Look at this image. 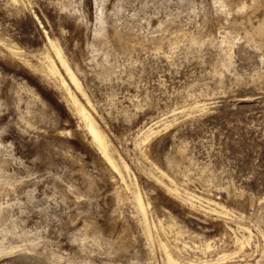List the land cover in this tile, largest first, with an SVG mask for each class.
Returning <instances> with one entry per match:
<instances>
[{"label":"rangeland","instance_id":"374dc122","mask_svg":"<svg viewBox=\"0 0 264 264\" xmlns=\"http://www.w3.org/2000/svg\"><path fill=\"white\" fill-rule=\"evenodd\" d=\"M243 1L0 0V264H175L137 191L153 224L183 228L176 264H264V38ZM46 55L69 90L28 64Z\"/></svg>","mask_w":264,"mask_h":264},{"label":"bare ground","instance_id":"6f19581e","mask_svg":"<svg viewBox=\"0 0 264 264\" xmlns=\"http://www.w3.org/2000/svg\"><path fill=\"white\" fill-rule=\"evenodd\" d=\"M223 2V1H222ZM225 2V1H224ZM20 4V3H19ZM27 4V3H26ZM236 4V3H235ZM240 4V3H238ZM18 5V3H17ZM227 5V4H226ZM234 6V5H233ZM231 7V6H230ZM24 8V7H23ZM223 8H224V5H223ZM262 8V13L261 14V17L259 18V20L257 21V23H252L250 20V13H253L255 12L256 10H259ZM237 9V12H240L241 13V17L242 19L244 20H247V22L250 23V29H247L246 30V34L247 35H250L252 38L254 37H259L260 39L261 38H264V0H248V1H243L241 2L240 5H238V8ZM235 9V10H236ZM239 14V13H238ZM255 15V14H253ZM252 15V16H253ZM239 16V15H238ZM80 17V16H79ZM88 19V18H87ZM242 20V21H243ZM236 21V20H235ZM246 22V21H245ZM234 23V21H233ZM236 23H238L236 21ZM236 23H234L236 25ZM242 24V23H241ZM242 26V25H240ZM245 27V26H244ZM239 28V27H238ZM241 28V27H240ZM239 32V31H238ZM119 33V32H118ZM117 33V34H118ZM121 33V31H120ZM123 34V33H122ZM125 35V34H124ZM130 36V35H129ZM249 36V37H250ZM119 37V36H118ZM125 38L127 37L124 36ZM120 38V37H119ZM123 38V37H122ZM248 39V38H247ZM112 40V39H111ZM122 40V39H121ZM126 40V39H125ZM128 40V38H127ZM6 41V40H5ZM4 41V43H5ZM52 46H53V49H54V52H55V55H56V59H58L60 61V64L61 66L64 68V70H66V73L70 76L72 82L74 83L75 87L82 91L81 90V85L78 81V78L75 74V72L71 69L69 63L67 62V60L65 59V56L63 55L59 45L54 42V41H50ZM129 42V41H128ZM261 42V41H260ZM3 43V44H4ZM7 45L9 46V48L11 50H13L14 52H17L18 53V49H19V46L14 43L13 41L11 40H7L6 41ZM125 43H127L125 41ZM130 43V42H129ZM128 44V43H127ZM6 46V45H5ZM16 55V54H15ZM45 55V54H44ZM15 57V56H14ZM46 61H40L36 64H33L32 62H29L28 64L33 67V68H36L38 70H40L41 72H43L46 76H49V78H56L59 83V85L61 87H64L65 89H68V86H67V83L63 77V75L60 73L59 71V68H57L56 64H55V61H54V58H52L50 55H46L45 56V59ZM24 63V62H23ZM35 69V70H36ZM31 70V69H30ZM51 76V77H50ZM53 78V79H54ZM52 79V80H53ZM50 80V79H49ZM55 83V82H54ZM58 85V86H59ZM56 86V85H55ZM60 88V87H58ZM61 89V88H60ZM63 89V88H62ZM69 90V89H68ZM67 90V91H68ZM84 92V91H83ZM66 93V92H65ZM67 94V93H66ZM70 96L68 97H71V101L73 102V104L75 105V108H76V111H78L79 115L82 117V120H84L85 122V125L86 127L88 128V134L92 135L93 137V141L95 142L96 146H97V149L98 151H100L101 153H103L107 160H109L112 165L114 167H116L117 169V164L115 165L113 159L111 158L112 156L109 154V141L107 140L104 132L102 131V129L98 126L97 122L95 121V119L93 118V116L91 115V113L89 111H87V109L81 105L78 101V99L76 98L75 94H72L71 92L68 93ZM68 100V99H67ZM87 100V99H86ZM71 102V103H72ZM70 103V102H69ZM70 103V104H71ZM72 105V104H71ZM72 107V106H71ZM80 123V122H79ZM84 125V126H85ZM81 129V128H80ZM85 133V132H84ZM91 137V138H92ZM93 143V142H92ZM101 154V155H103ZM144 154V153H143ZM181 157V156H180ZM182 159V158H181ZM125 161V160H124ZM181 162V161H179ZM124 166H126V163L124 164ZM114 170V169H113ZM118 170V169H117ZM6 174V173H5ZM1 175V173H0ZM4 176V175H2ZM11 178V177H10ZM113 180V179H112ZM16 184V183H15ZM14 186V184L12 183V181H10L9 177L8 178H5L4 179V182L2 184V187L5 191H8L10 190L12 187ZM16 186V185H15ZM91 186V189L95 188L94 185H90ZM97 189V188H96ZM121 189V188H120ZM2 190V189H1ZM125 190V189H124ZM124 190H120L118 191L117 193V201L118 202H121L125 199V192ZM172 191V189H170ZM91 191V190H90ZM175 191V190H174ZM4 192V191H3ZM176 192V191H175ZM209 193V192H208ZM134 195V201L136 202V206L138 208L139 211L142 212V216H144V223H145V230L148 232V234H153L154 230L158 232L160 238H161V246L164 248V250L166 251L165 253L168 254V257H169V262L171 263H178V261L176 259H174V257L172 256V250L174 248H178V252L181 253L183 252V249L182 248H179L178 246V243L180 241H182L184 238H183V231L182 230L183 228L178 226L176 221L175 220H172V224L170 225H164L162 224L161 220L160 222H158L159 224H153L150 220H149V216H148V207H147V204L146 202L144 201L140 191H137L136 193H133ZM173 194V192H172ZM174 194H178L177 193H174ZM68 195V194H67ZM178 196V195H177ZM127 198V197H126ZM191 201V200H190ZM226 210V209H225ZM1 213V212H0ZM109 215V214H108ZM171 215V214H170ZM107 216V215H106ZM105 217V216H104ZM76 218V217H75ZM0 219L2 221H5L6 220V213H2L0 215ZM175 219V218H174ZM105 221V219H104ZM178 221V220H177ZM5 224V223H4ZM107 224V223H106ZM109 224V222H108ZM89 226L95 228L96 232L99 234V236H104L106 239L109 238V236L111 235V233H108L109 236L106 234V235H101L100 232H98L97 230V227L95 226V222H90L88 223ZM113 225V224H112ZM114 225L116 226V224L114 223ZM88 226V227H89ZM111 226V225H110ZM87 227V226H86ZM118 227V226H117ZM111 228V227H110ZM121 230H120V233L118 234V236L116 237V240H118L119 242V248L121 250L123 249H126L128 248L127 246V243L129 241V238H127L126 236L128 235L127 234V227L125 224H122L121 225ZM9 229V228H8ZM88 229V228H87ZM93 230V231H95ZM113 230V229H112ZM10 231V229H9ZM24 231V230H23ZM116 231V230H115ZM25 232V231H24ZM88 233V232H87ZM118 233V232H117ZM116 233V234H117ZM85 234V233H84ZM97 234V236H98ZM114 235V234H113ZM185 235V234H184ZM116 236V235H115ZM236 236V235H235ZM129 237V236H128ZM111 238V237H110ZM87 239V238H86ZM101 239V238H100ZM115 239V237H114ZM127 239V241L125 240ZM131 239V237H130ZM165 239V240H164ZM113 240V239H112ZM116 240H114L116 242ZM83 241V239H82ZM87 241V240H86ZM84 241V242H86ZM104 241V240H103ZM241 241V240H240ZM31 242V241H30ZM132 242V241H131ZM155 242V241H154ZM187 243V242H186ZM129 244V243H128ZM185 244V243H184ZM22 245V244H21ZM26 245V244H25ZM84 245V244H83ZM107 246V245H106ZM130 246V245H129ZM183 246V245H182ZM6 247V246H5ZM100 247V245H99ZM12 248V247H11ZM208 248V247H207ZM127 250V249H126ZM163 250V251H164ZM177 250V249H176ZM222 255V254H221ZM220 256V255H219ZM221 257V256H220ZM223 257V256H222ZM202 259V258H201ZM199 259L197 262H189L188 264H210V262L208 263V260H201ZM196 260V259H194ZM217 261V260H216ZM212 264V262H211Z\"/></svg>","mask_w":264,"mask_h":264}]
</instances>
